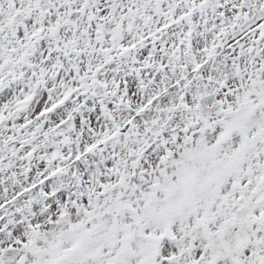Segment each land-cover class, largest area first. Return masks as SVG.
Segmentation results:
<instances>
[{"label":"snow or ice","instance_id":"6c2138e0","mask_svg":"<svg viewBox=\"0 0 264 264\" xmlns=\"http://www.w3.org/2000/svg\"><path fill=\"white\" fill-rule=\"evenodd\" d=\"M0 264H264V0H0Z\"/></svg>","mask_w":264,"mask_h":264}]
</instances>
